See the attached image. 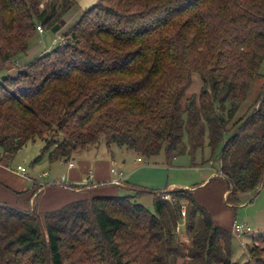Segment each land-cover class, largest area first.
Masks as SVG:
<instances>
[{
  "label": "trees",
  "instance_id": "1",
  "mask_svg": "<svg viewBox=\"0 0 264 264\" xmlns=\"http://www.w3.org/2000/svg\"><path fill=\"white\" fill-rule=\"evenodd\" d=\"M73 3L0 0V69L26 53L37 25L62 26ZM63 36L1 75L0 156L41 138L34 161L67 162L101 141L169 158L184 132L195 148L207 130L210 147L222 142L232 198L264 181V0H95ZM193 72L202 86L186 95ZM261 77L257 100L235 118ZM133 196L91 195L45 212L0 202V264H239L231 231L191 189L153 192V211ZM183 202L189 246L176 229ZM247 250L242 264H264L261 245Z\"/></svg>",
  "mask_w": 264,
  "mask_h": 264
},
{
  "label": "rangeland",
  "instance_id": "2",
  "mask_svg": "<svg viewBox=\"0 0 264 264\" xmlns=\"http://www.w3.org/2000/svg\"><path fill=\"white\" fill-rule=\"evenodd\" d=\"M90 3L89 0H74L64 16L62 26L55 31H52L50 27H43L42 33L36 31L30 39L26 53L19 55L14 62H9L7 63L8 66L6 64L5 67L0 69V77L3 74L14 72L18 66L28 64L55 44L66 41L67 38L63 35L78 20L83 10ZM259 72L264 75V58L260 63ZM191 79L192 82L186 91V95L198 93L202 86L198 73L193 72ZM262 81L263 78L261 77L250 83L247 96L239 105L235 118L240 116L248 106L257 100ZM44 143L41 138L28 141L26 145L9 158V166L23 165L27 172L36 174L38 177L61 179V173L64 172L67 162L59 160L50 162L46 155L34 161L35 157L41 153ZM87 147H89L87 150L77 149L73 153L74 158L70 160L77 164L76 160L81 155L89 159H107L110 161V168L116 170V172H112V175L120 170L125 177L124 181L128 185L146 190L137 193L133 189L126 191L120 188L119 193L133 194L136 201L142 203L151 211L154 210L153 192H163L174 187L186 186L193 188L191 189L193 197L198 204L209 212L212 220L231 231L229 249L232 262L239 264L246 262L249 257L247 249L253 246L256 241L264 248V181L253 191L239 193L236 194L235 198H232V195L227 192V181L221 177V173L218 174V159L222 142L214 148L210 147L208 145L207 130L203 134L202 144L195 148L191 146L188 135L184 132L179 150L174 157L169 158H167L163 148L154 155L141 156L143 160L137 161V153L115 143L106 144L101 141L98 145ZM45 171L48 172V176H41ZM211 175L217 176L210 177ZM205 177L210 179L200 184ZM232 219L247 223L251 230L236 236L231 229ZM195 222L196 224L200 222L199 216H196ZM178 223L180 230H178L177 236L185 244L188 241L187 239H190L185 228L186 217H180ZM182 261L178 258L176 264H182Z\"/></svg>",
  "mask_w": 264,
  "mask_h": 264
},
{
  "label": "crops",
  "instance_id": "3",
  "mask_svg": "<svg viewBox=\"0 0 264 264\" xmlns=\"http://www.w3.org/2000/svg\"><path fill=\"white\" fill-rule=\"evenodd\" d=\"M89 2L93 3L94 0ZM69 161L66 163L64 172L61 173L64 176L63 179L56 177L45 179L36 174H30L27 170L25 174H22L16 170V167L9 166V157L0 156V202L19 209L35 208L38 212H45L59 208L75 199L87 198L91 195L117 194L120 188L126 191L134 189L124 181V176L120 181H115L117 175H112L110 161L105 158L89 159L81 155L76 160L77 164L74 162L72 166L68 165ZM45 172L46 175L42 173L41 176H48V172ZM212 176L217 175L210 177ZM208 179L210 178L205 177L200 184ZM182 188L193 189L186 186ZM187 240L185 245L189 246L190 239ZM255 244L259 245L257 241Z\"/></svg>",
  "mask_w": 264,
  "mask_h": 264
},
{
  "label": "built area",
  "instance_id": "4",
  "mask_svg": "<svg viewBox=\"0 0 264 264\" xmlns=\"http://www.w3.org/2000/svg\"><path fill=\"white\" fill-rule=\"evenodd\" d=\"M37 30H38V32L42 33L43 32L42 26L41 25H37ZM136 160L137 161H142L143 159H142L141 156H137ZM68 165L72 166L73 162L70 160L68 162ZM16 170L21 172L22 174H25V172H26V168L23 165H17L16 166ZM110 171L111 172H116V170L114 168H110ZM219 173H220V171H219ZM43 175H46V172H43ZM116 175H117V177L115 178V181L118 182V181H120L122 179L123 173L119 170L116 173ZM63 177L64 176L62 175L61 178L63 179ZM163 196L165 198H169V194H164ZM185 214H186V208H185V203L183 202L182 205H181V216L184 217ZM179 228H180V225L178 223L177 226H176V229L179 230ZM231 229L236 234V236H240V234H242L244 232H249L251 230V227L247 223L238 222L236 219H232V221H231Z\"/></svg>",
  "mask_w": 264,
  "mask_h": 264
},
{
  "label": "water",
  "instance_id": "5",
  "mask_svg": "<svg viewBox=\"0 0 264 264\" xmlns=\"http://www.w3.org/2000/svg\"><path fill=\"white\" fill-rule=\"evenodd\" d=\"M58 28H59V24L56 23V24H54V25L51 27V30H52V31H55V30H57Z\"/></svg>",
  "mask_w": 264,
  "mask_h": 264
}]
</instances>
